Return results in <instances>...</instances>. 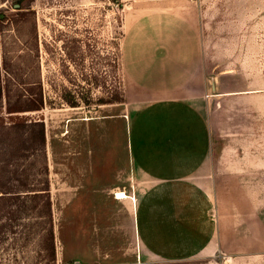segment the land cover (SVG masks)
Wrapping results in <instances>:
<instances>
[{"label":"rangeland","instance_id":"1","mask_svg":"<svg viewBox=\"0 0 264 264\" xmlns=\"http://www.w3.org/2000/svg\"><path fill=\"white\" fill-rule=\"evenodd\" d=\"M143 20H152L147 34L155 35L153 42L158 39L161 48L169 46L174 57L181 50L178 36L185 50L197 53L190 61L207 87L201 106L210 129L219 205L230 208L241 194L251 199L258 185L264 202V0H0V125L42 120L45 133V152L26 150L3 180L47 187L50 199L49 214L40 209L43 199L29 200L32 212L1 229L0 264H222L227 259L147 260L139 253L124 198L100 193L99 186L77 192L88 145L94 151L85 179L99 176L102 189L121 159L116 153H123L122 123L107 122L101 143L87 120L108 113L110 106L126 118L127 108L140 97L121 55L130 34H144L136 27ZM166 37L170 41L162 42ZM65 88L90 95L93 102L113 91L123 99L72 107L62 101ZM39 90L41 109L7 112L8 102L35 98ZM238 255L234 264H264L262 252Z\"/></svg>","mask_w":264,"mask_h":264},{"label":"crops","instance_id":"2","mask_svg":"<svg viewBox=\"0 0 264 264\" xmlns=\"http://www.w3.org/2000/svg\"><path fill=\"white\" fill-rule=\"evenodd\" d=\"M153 26L152 20H143L136 26L144 32L141 39L130 34L124 42L123 69L141 92L127 108L126 118L110 106L108 113L87 120L93 122L101 143L105 136L101 128L107 122L112 127L123 125V153H116L121 159L108 174L111 183L102 189L96 183L99 176L85 179L90 174L87 164L94 151L88 145L77 192L85 186H99L100 193H116L115 200L121 199L120 192L126 197L133 195V201L124 199L139 253L147 260L181 261L223 255L227 259L222 264H234L239 253H264L260 185L251 199L241 194L230 208L219 205L215 197L212 141L201 106L208 95L207 87L190 61L197 59V53L185 50L184 38L178 36L181 50L174 57L169 46L161 48L158 39L153 42L156 36L147 34ZM95 148L98 153L102 146Z\"/></svg>","mask_w":264,"mask_h":264},{"label":"trees","instance_id":"3","mask_svg":"<svg viewBox=\"0 0 264 264\" xmlns=\"http://www.w3.org/2000/svg\"><path fill=\"white\" fill-rule=\"evenodd\" d=\"M61 96L62 101L72 107H77L80 103L84 105L92 103H97L98 105L112 104L121 102L123 99L120 91H113L111 94L107 93L105 96L98 97L93 102L90 95L79 96L77 91L71 88L63 89ZM42 107V96L39 90L38 96L35 98L23 100L21 96H17L13 103L8 102L6 109L8 113H12L38 110ZM26 150L30 154H43L45 152V133L42 120L16 121L11 124L0 125V154L3 156V159H0V219L2 217L6 219L5 222L0 223V231L8 225V221L12 219L18 220L32 212V210L29 212L26 205L29 200L43 199L40 209L45 208L47 213H50V199L47 187L36 188L27 183L11 184L3 180L8 170L12 169V172L15 171L14 167H17L19 157L26 156ZM12 175H15V173ZM35 207L34 205L33 209ZM51 260L54 262V255Z\"/></svg>","mask_w":264,"mask_h":264},{"label":"water","instance_id":"4","mask_svg":"<svg viewBox=\"0 0 264 264\" xmlns=\"http://www.w3.org/2000/svg\"><path fill=\"white\" fill-rule=\"evenodd\" d=\"M16 7H17V4H16ZM210 86H211V91L214 93L216 91V87H215V80L213 76L210 77Z\"/></svg>","mask_w":264,"mask_h":264},{"label":"bare ground","instance_id":"5","mask_svg":"<svg viewBox=\"0 0 264 264\" xmlns=\"http://www.w3.org/2000/svg\"><path fill=\"white\" fill-rule=\"evenodd\" d=\"M118 198H126V195L124 193H118Z\"/></svg>","mask_w":264,"mask_h":264}]
</instances>
